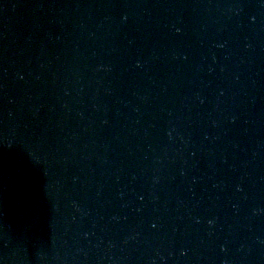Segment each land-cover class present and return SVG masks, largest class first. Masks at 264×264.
<instances>
[{
    "label": "water",
    "instance_id": "1",
    "mask_svg": "<svg viewBox=\"0 0 264 264\" xmlns=\"http://www.w3.org/2000/svg\"><path fill=\"white\" fill-rule=\"evenodd\" d=\"M0 264H264V0H0Z\"/></svg>",
    "mask_w": 264,
    "mask_h": 264
}]
</instances>
